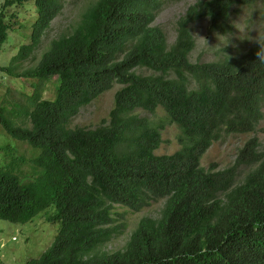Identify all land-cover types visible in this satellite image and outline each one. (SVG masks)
<instances>
[{
	"label": "trees",
	"instance_id": "16d2710c",
	"mask_svg": "<svg viewBox=\"0 0 264 264\" xmlns=\"http://www.w3.org/2000/svg\"><path fill=\"white\" fill-rule=\"evenodd\" d=\"M32 1L30 42L1 70L41 84L56 77L57 87L53 99L39 88L27 96L29 126L0 104V127L37 152L28 162L39 171L26 179L17 171L25 160L10 144L0 147L7 161L0 167V220L25 224L44 212L59 228L51 246L27 264H264L259 141L249 139L228 168L201 165L223 132H255L264 117V38L233 57L190 60V25L206 18L212 29L227 31L242 1H197L169 44L154 25L167 0H95L35 66L22 68L63 8V0H5L0 45L13 28L5 8ZM115 84L121 88L107 120L71 126L82 107ZM159 108L166 120L138 113ZM166 123L179 128L180 148L157 155ZM240 167L246 172L239 179ZM159 199L165 200L160 216L142 218L124 249L100 250L121 232L110 227L116 205L139 211Z\"/></svg>",
	"mask_w": 264,
	"mask_h": 264
},
{
	"label": "rangeland",
	"instance_id": "374dc122",
	"mask_svg": "<svg viewBox=\"0 0 264 264\" xmlns=\"http://www.w3.org/2000/svg\"><path fill=\"white\" fill-rule=\"evenodd\" d=\"M94 1L63 0L60 14L53 20L40 44L31 57L23 63L22 68L35 66L48 49L50 42L59 36L69 34L87 7ZM197 1L199 0H167L158 12L154 25L164 30L169 44L176 40L180 19ZM241 1L232 10L227 22L230 28L227 31L212 29L206 18L190 25L195 40V47L190 53L192 62H212L229 56L233 57L246 52L254 43L264 38V0ZM4 2L5 0H0V10ZM5 16L6 21H10L13 28L10 30L6 42L0 45V104L6 106L9 112L15 115L17 122L23 121L26 126H29V119L24 115L25 108L28 107L27 96L39 88L43 98L53 99L56 93L57 78L53 77L49 82L41 84V81L13 77L1 70V67H6L11 63L21 45L30 42L29 36L32 24L37 17V9L33 1L25 4L14 2L5 8ZM137 72L150 74L151 71L137 69ZM120 88L119 84H115L90 104L82 107L72 119L71 126L95 128L103 120H107L114 105L115 93ZM138 113L153 122L166 120V114L161 108L153 114L143 110H138ZM178 136L177 125L166 123L161 132V145L155 153L168 155L176 152L180 148ZM251 138H256L259 141V149L264 152V117L255 132L248 134L223 132L221 137L214 141L203 155L201 165L207 169L211 165L217 166L218 169L234 165L239 150ZM6 144L14 147L17 157L25 160V163L17 168L23 177L28 179L39 172L28 162L37 152L26 143L10 138L0 127V147ZM6 164L7 161L0 150V167ZM245 170V167L239 168V179L245 174ZM164 204L165 200L159 199L139 211L116 205L113 215L115 220L110 227L120 226L121 232L104 243L100 250L113 253L124 249L139 221L144 217H159ZM53 210V208L49 209V213ZM58 228L59 224L49 222L44 212L39 213L32 221L25 224L0 220V264H27L28 260L40 257L51 246ZM14 237L15 240H13Z\"/></svg>",
	"mask_w": 264,
	"mask_h": 264
},
{
	"label": "built area",
	"instance_id": "2783aa9c",
	"mask_svg": "<svg viewBox=\"0 0 264 264\" xmlns=\"http://www.w3.org/2000/svg\"><path fill=\"white\" fill-rule=\"evenodd\" d=\"M16 238L14 237V239L13 240H15Z\"/></svg>",
	"mask_w": 264,
	"mask_h": 264
}]
</instances>
